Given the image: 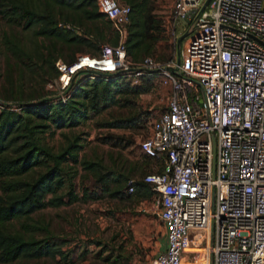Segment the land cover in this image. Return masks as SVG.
Returning a JSON list of instances; mask_svg holds the SVG:
<instances>
[{
    "label": "built area",
    "instance_id": "2783aa9c",
    "mask_svg": "<svg viewBox=\"0 0 264 264\" xmlns=\"http://www.w3.org/2000/svg\"><path fill=\"white\" fill-rule=\"evenodd\" d=\"M206 1L174 2L175 41L178 28L189 35L178 62L130 59L131 5L97 0L119 42L58 58L49 93L66 102L84 79L160 74L167 106L140 141L155 160L144 179L166 227L156 264H186V253L191 264H264V0Z\"/></svg>",
    "mask_w": 264,
    "mask_h": 264
},
{
    "label": "trees",
    "instance_id": "16d2710c",
    "mask_svg": "<svg viewBox=\"0 0 264 264\" xmlns=\"http://www.w3.org/2000/svg\"><path fill=\"white\" fill-rule=\"evenodd\" d=\"M124 1L132 8L125 42L128 57L134 61L148 55L171 58L166 19L155 10L154 0ZM0 17L10 26L32 29L42 37L34 57L18 32H0V54L8 59V67L0 71L5 75L0 83V264H44L48 259L67 262L71 259L68 241L57 232L45 208L80 199L155 195L144 179L154 170L153 157L142 150L145 171L141 177L133 176L135 166L122 169L116 160L114 166H108L101 157H81L85 143L75 129L91 113L101 115L111 109V118L103 119L104 126L140 132L145 125L138 96L150 90L161 75L148 73L141 83H133L123 72L84 79L66 102L53 100L46 89L28 94L18 62L34 59L49 82L58 76V58L73 61L78 52L98 54L102 44H117L120 34L99 10L97 0H0ZM78 27L80 32L75 30ZM58 130L63 140L55 145L47 134ZM100 138L116 145L123 140V148L134 142L111 132ZM80 168L95 181L93 190L85 186L82 195L75 182ZM131 178L135 179L134 191L129 189Z\"/></svg>",
    "mask_w": 264,
    "mask_h": 264
},
{
    "label": "rangeland",
    "instance_id": "374dc122",
    "mask_svg": "<svg viewBox=\"0 0 264 264\" xmlns=\"http://www.w3.org/2000/svg\"><path fill=\"white\" fill-rule=\"evenodd\" d=\"M174 2L175 0H154L155 10L166 19L167 35L171 42L170 54L167 50L166 53L171 58H175L176 55L178 57V46H180L183 58V50L189 42V37L182 38L178 45L179 37L185 33L182 28H178L179 36L175 41L172 32ZM4 30L15 34L18 32V36L35 57L34 52L42 40L41 36L38 37L32 29L25 30L22 26H10L0 17V32L3 33ZM7 67L8 59L0 54V71L4 72ZM16 67L24 71L26 93L36 94L43 89L49 91L50 84L47 82L49 77L34 62V59L33 62H18ZM4 78L5 75L0 74V83L4 82ZM160 79L159 77L155 84L153 83L150 90L138 96L144 113L145 125L140 132L134 133L132 128L104 126L103 119L111 118V114L108 113L111 109L101 115L91 113V117L75 129L82 133L85 143L80 156L101 157L104 164L108 166H112L113 161L116 160V166L122 169H131L135 166L136 171L133 176L141 177L145 171L142 167L146 160L140 147V141L148 133L152 120L167 106L168 87L163 86ZM142 81L143 79L139 82L133 81V83ZM109 132L124 136L129 140L133 139L134 142L123 148V140L120 145H116L100 138ZM47 140L58 145L63 140L60 130L54 135L49 132ZM80 169L75 182L76 191L82 195L85 186L93 190L95 181L92 176L88 177L86 170ZM155 199V196L144 199L136 196L127 199L106 196L99 199H80L59 207L45 208L44 211L51 218L57 232L68 241L67 248L71 259L67 262L48 259L44 264H156L158 252L165 247L166 227L155 211Z\"/></svg>",
    "mask_w": 264,
    "mask_h": 264
},
{
    "label": "water",
    "instance_id": "95a60500",
    "mask_svg": "<svg viewBox=\"0 0 264 264\" xmlns=\"http://www.w3.org/2000/svg\"><path fill=\"white\" fill-rule=\"evenodd\" d=\"M208 2H209V0L206 1L205 5H206ZM185 19H186L187 21H190V18H189L188 15L186 16ZM187 35H188V32H185V33H183V34L179 37V39H178V45H180L182 38L186 37ZM178 47H179V51H178V62H180V61H181V51H180V46H178Z\"/></svg>",
    "mask_w": 264,
    "mask_h": 264
},
{
    "label": "crops",
    "instance_id": "0c3cea01",
    "mask_svg": "<svg viewBox=\"0 0 264 264\" xmlns=\"http://www.w3.org/2000/svg\"><path fill=\"white\" fill-rule=\"evenodd\" d=\"M184 261L186 264H191V261L189 260V253L185 254Z\"/></svg>",
    "mask_w": 264,
    "mask_h": 264
},
{
    "label": "flooded vegetation",
    "instance_id": "af4514ba",
    "mask_svg": "<svg viewBox=\"0 0 264 264\" xmlns=\"http://www.w3.org/2000/svg\"><path fill=\"white\" fill-rule=\"evenodd\" d=\"M189 37V35H187Z\"/></svg>",
    "mask_w": 264,
    "mask_h": 264
}]
</instances>
